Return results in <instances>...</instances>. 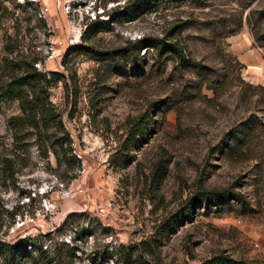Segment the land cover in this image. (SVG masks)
I'll return each mask as SVG.
<instances>
[{
    "label": "rangeland",
    "instance_id": "1",
    "mask_svg": "<svg viewBox=\"0 0 264 264\" xmlns=\"http://www.w3.org/2000/svg\"><path fill=\"white\" fill-rule=\"evenodd\" d=\"M140 1L0 0V83L31 66L50 77L80 164L68 183L33 134L4 171L19 108L0 100V241L24 240L25 264H121V248L129 264H264V130L236 143L260 116L248 84L264 87V0L126 11ZM149 38L178 39L183 67L152 49L137 66L118 55Z\"/></svg>",
    "mask_w": 264,
    "mask_h": 264
},
{
    "label": "trees",
    "instance_id": "2",
    "mask_svg": "<svg viewBox=\"0 0 264 264\" xmlns=\"http://www.w3.org/2000/svg\"><path fill=\"white\" fill-rule=\"evenodd\" d=\"M205 0H170L174 4L191 3L200 5ZM150 9V1H140L138 4L127 8V12L135 14L142 9ZM99 30L107 29L106 22H97L94 24ZM173 33V32H172ZM255 37V36H254ZM259 42V38H255ZM264 47V46H263ZM142 49H152L156 53L157 58H162L164 55H173L178 59V63L183 67L186 62V57L182 54L179 47L178 39L171 42L157 39L138 40L134 47L130 50L117 51L119 56H127L131 59L135 66L139 60L140 51ZM103 55V54H102ZM109 56V54H106ZM66 58V57H65ZM241 68L243 65L238 64ZM6 77V82L0 83V100L1 101H16L19 108V114L11 116L7 121V127L10 134L9 158L1 163L4 171H11L10 164L18 155H23L25 151V139L35 134L41 143L43 152L41 157L48 159L49 154L54 158L56 166L61 173L68 174L69 182L77 178L79 171V161L72 155L71 139L64 133L60 121V115L56 111L55 106L49 101V88L51 86L50 77L45 73L37 71L33 66L20 74ZM53 76V75H52ZM248 91L258 92L259 100L257 101V111L259 118L251 115L248 121L242 124L241 135L236 137V143L241 144L244 141L252 142L258 139V132L264 130V87L252 86L248 84ZM254 94V93H253ZM256 94V93H255ZM50 132V134H48ZM60 131L61 134H60ZM33 132V133H31ZM7 145L0 141V148L7 149ZM207 201L214 205H220L222 197L213 193H208ZM187 212V215L184 213ZM193 211L189 207L184 211L179 212L173 221H178L182 218H190ZM76 214H70L66 217L65 222L69 221ZM170 225V224H169ZM130 248H121L118 251L121 264H129L127 260L128 251ZM44 252H38V257H43ZM0 260L3 264H25L33 260L31 252L27 250V244L23 240L17 244H8L0 241ZM231 260L227 257H218L203 264H231Z\"/></svg>",
    "mask_w": 264,
    "mask_h": 264
}]
</instances>
